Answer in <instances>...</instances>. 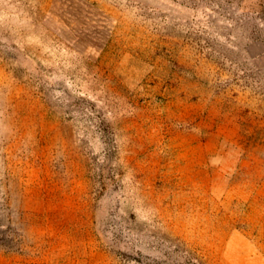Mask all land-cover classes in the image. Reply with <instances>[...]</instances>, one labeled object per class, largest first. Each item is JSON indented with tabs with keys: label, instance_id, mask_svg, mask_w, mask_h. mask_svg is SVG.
I'll use <instances>...</instances> for the list:
<instances>
[{
	"label": "rangeland",
	"instance_id": "1",
	"mask_svg": "<svg viewBox=\"0 0 264 264\" xmlns=\"http://www.w3.org/2000/svg\"><path fill=\"white\" fill-rule=\"evenodd\" d=\"M11 257L264 264V0H0Z\"/></svg>",
	"mask_w": 264,
	"mask_h": 264
},
{
	"label": "crops",
	"instance_id": "2",
	"mask_svg": "<svg viewBox=\"0 0 264 264\" xmlns=\"http://www.w3.org/2000/svg\"><path fill=\"white\" fill-rule=\"evenodd\" d=\"M2 259H0L1 261ZM19 261V263L17 262ZM0 264H37V263H29L27 260H24L22 258L20 259H13L12 257L10 259H4V263H0Z\"/></svg>",
	"mask_w": 264,
	"mask_h": 264
}]
</instances>
